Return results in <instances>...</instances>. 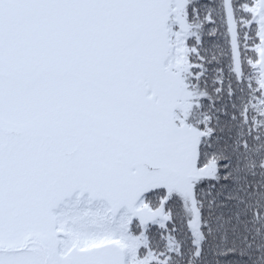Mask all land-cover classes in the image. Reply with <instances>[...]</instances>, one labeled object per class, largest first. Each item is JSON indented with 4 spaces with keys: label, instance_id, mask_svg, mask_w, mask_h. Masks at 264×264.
<instances>
[{
    "label": "snow or ice",
    "instance_id": "snow-or-ice-1",
    "mask_svg": "<svg viewBox=\"0 0 264 264\" xmlns=\"http://www.w3.org/2000/svg\"><path fill=\"white\" fill-rule=\"evenodd\" d=\"M0 264H264V0H0Z\"/></svg>",
    "mask_w": 264,
    "mask_h": 264
}]
</instances>
